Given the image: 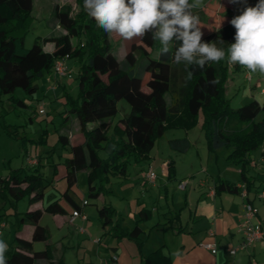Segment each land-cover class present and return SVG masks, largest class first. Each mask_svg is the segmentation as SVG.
<instances>
[{
    "label": "trees",
    "instance_id": "16d2710c",
    "mask_svg": "<svg viewBox=\"0 0 264 264\" xmlns=\"http://www.w3.org/2000/svg\"><path fill=\"white\" fill-rule=\"evenodd\" d=\"M255 1L257 4L258 0ZM75 4L77 8L73 11L68 2L53 3L50 21L54 32L38 37L26 47L23 34L32 17L33 0H0V94L27 106L22 98L13 94L16 87L31 95L38 88L35 80L46 72H52L56 59L75 57L79 61L75 76L77 96L72 98L67 91L63 95L70 112L68 116L73 119L83 139L70 145L68 136L71 129H65L62 124L57 131L62 145L70 146V155L62 161L66 179L62 196L78 206L70 198L68 190L76 181V172L87 169L88 194L96 198L103 188L107 189L105 184L110 175H127L129 160L139 162L148 159L155 140L166 128L187 129L195 124L201 125L209 150L231 146L227 160L239 168L240 179L244 181L246 190L249 189L253 179L248 178L245 171L252 160L250 153L257 148H262V159L255 161L254 167L264 170V118L255 120L256 114L264 110V101L251 99L232 108L225 95L230 65L231 70L243 66L230 63L226 55L219 62H207L203 69L194 65L186 68L184 62L176 64L174 61L180 42L174 40L170 43L169 53L164 55L160 41L152 38L153 33L132 42L129 50L119 56L111 42V34L98 27L94 18L84 11V0H75ZM230 21L203 32V41L215 43L227 53L235 42L236 30ZM46 43L52 44L50 50L44 48ZM188 72L193 73L190 80L186 79ZM120 98L127 101L129 111L114 118ZM29 119L33 120L32 115ZM4 130L11 135L8 127ZM22 137L24 139L26 135ZM40 138L45 142L43 134ZM39 164L38 155L35 162L11 168L6 176L0 177V210L11 200L27 197L30 204L42 199L45 183ZM166 168L168 177L173 176V159L166 162ZM214 191L238 192L239 186L218 176ZM42 211L64 213L65 210L55 199L43 209L13 212L16 232L24 223H31L33 229L30 239L17 235L12 237L4 253L6 264H67L61 257L53 258L49 243L42 249L33 248L34 241L48 238L47 229L38 222ZM114 212L115 208L109 203L97 207L101 226L111 224L113 236L125 235L139 247L143 241L140 239L142 229L136 221L147 219L150 209L141 206L136 212L135 224L127 230L113 222ZM260 223L264 228V218ZM143 264L172 262L158 247L143 255Z\"/></svg>",
    "mask_w": 264,
    "mask_h": 264
},
{
    "label": "rangeland",
    "instance_id": "374dc122",
    "mask_svg": "<svg viewBox=\"0 0 264 264\" xmlns=\"http://www.w3.org/2000/svg\"><path fill=\"white\" fill-rule=\"evenodd\" d=\"M68 2L71 4L73 11L77 6L75 0H33L32 17L28 27L23 34L24 46L29 47L38 37H44L54 32L53 24L50 16V10L53 3ZM190 4H196L191 9L194 15L199 16L202 32L211 31L213 28L222 25L224 22L231 20L240 15L245 7L255 6V0H242L240 3H230L229 0H189ZM39 39V38H38ZM138 42V37L132 40H125L119 35L112 33V44H118L117 50L119 54H123L126 48H129L130 42ZM79 61L75 57L63 58V67L65 75L54 77L52 72H46L42 77L35 80L38 88L29 95L25 91L16 87L13 94L22 98L27 106L17 104L6 94H0V176L5 175L9 168H15L25 163L27 157L35 159L40 156L39 168L44 173V195L37 203V206L44 207L53 200H58L67 212H70L71 205L62 196L65 190V180L57 176H53L54 168L62 166L63 159L70 155V146H63L58 140V130L63 124L65 129L74 128L73 119L68 116L69 109L65 105L64 91H67L72 98L77 96L76 70ZM229 67V75L226 80L225 95L229 98L232 108L247 103L251 99L259 102L264 101V74L259 72L251 73L245 67L231 70ZM144 88L145 85H144ZM38 108H43V112H37ZM35 109V110H34ZM129 111V104L124 98L117 100V112L114 118L120 117ZM32 115L33 120L29 119ZM264 118V110H260L255 120ZM93 124H90V126ZM11 131L9 135L4 129ZM75 133V131H73ZM26 138L23 139V135ZM41 134L45 138V142L39 139ZM188 135L191 146L185 152H174L169 146L167 140L171 137H183ZM72 141L75 137H71ZM231 150V146H223L215 151L209 150L206 144V138L200 124L184 129L168 127L164 133L158 137L150 150L149 158L139 161L138 164L134 160H129L127 164V175L118 177L110 175L108 182L105 184L98 197L88 194L86 170L76 172V181L68 190L70 196L77 202H81L83 198L88 201L86 205L87 221L85 225L86 232L78 234L77 229L72 231L74 243H80L75 248H66L64 251V259L68 264H101L108 259L111 253L110 246L117 247V259L112 260L110 264H143L139 260L138 251L142 248L152 250L157 247L156 241L162 236V224L165 223L166 238L170 243V247L175 243L171 242L169 236L168 218L174 213H180L181 219L174 221V217L170 218L177 227L187 221V214L192 213L193 204L202 190L199 182L207 185L217 175H224L230 179H240L239 168L230 164L227 160V154ZM260 148L253 150L250 155H257ZM100 153V151H99ZM171 155V156H168ZM171 157L175 159V168L173 177L167 179L162 178V183L167 185V197H165L164 188L161 187L160 179L157 178V184L152 185L146 183L145 191H141L142 179L139 176V168H156L161 159ZM259 168L248 167L245 174L248 178L253 177L255 184L260 180L261 187L264 188V171L258 172ZM155 170V169H154ZM157 171V169H156ZM185 177V178H183ZM258 177V178H256ZM181 179V180H180ZM186 180V190H179L177 184L179 181ZM99 183V179L95 180ZM153 183V182H152ZM184 199L187 205H184ZM111 203L115 208L113 214V222L119 223L123 229H130L135 224V219L128 214L129 211H135L140 206L150 209V215L147 219L137 220L136 223L142 229L140 239H143L140 246L134 240L128 239L125 235L117 238L111 235V224H107L103 229L100 227L97 218V207L101 203ZM254 205L258 207L259 214L264 216V200L257 198ZM36 204H28L27 197H23L17 201H9L4 209H1L0 223V240L8 245V239H12L14 229L15 215L14 211H25L27 207L33 208ZM190 210V211H189ZM172 214H170V212ZM50 213L43 212L39 223L45 225L48 229L49 238L47 241L54 243L66 244L70 240V234H67L65 227L59 230L55 227L50 219ZM199 218V217H198ZM195 220V219H194ZM112 222V223H113ZM157 222H160L157 225ZM15 225V226H14ZM157 225V226H156ZM191 221H188V226ZM32 224L27 225V228ZM103 231H105L103 233ZM113 236V237H112ZM99 238V242L92 239ZM239 235L237 236V239ZM35 249H42L45 241H34ZM235 245V242H233ZM254 245V244H253ZM246 246L243 250H238L235 256L230 255L227 264H264V248ZM135 254V258H133Z\"/></svg>",
    "mask_w": 264,
    "mask_h": 264
},
{
    "label": "crops",
    "instance_id": "0c3cea01",
    "mask_svg": "<svg viewBox=\"0 0 264 264\" xmlns=\"http://www.w3.org/2000/svg\"><path fill=\"white\" fill-rule=\"evenodd\" d=\"M139 39H140V37H138V40ZM132 42H135V40L131 41L130 43H132ZM118 44H120V43L115 44V46H116L115 50L119 56H122L126 51L129 50V48H126L124 50L123 54H119V51L117 50ZM44 48L47 50H50L52 48V44L46 43L44 45ZM54 77H56V76H54ZM261 91L264 92V87L261 88ZM37 111H39V108L37 109ZM73 131H75V133ZM71 137H75V140L72 141ZM68 139H69L70 145L71 144H78L83 139L82 134L78 131L77 126L75 124H74L73 130H70V132H69ZM167 142H168L169 148L174 152H185L192 145L188 135H185L183 137H171L167 140ZM182 149L184 151H182ZM261 150H262V148H260V152L257 153L256 156L255 155H253V157L251 156L252 160L258 161V162L261 161V159H262ZM168 156H171V155H168ZM169 159H171V157H165L164 159L162 158L160 163H158V165L156 166V168H152L153 170L155 169L154 171L157 174V178L160 179L159 182L161 183L160 184L161 187L164 188L165 197H167L168 189H167V185L161 182L162 181L161 177L165 176L169 180L174 176L173 175L171 177H168V175H167L166 162ZM251 161H250L249 166L253 167V168H258V167H254V165H251ZM25 162H27V161L25 160ZM173 162H174V168H175V159H173ZM135 163L138 164V162H135ZM148 167H150V165H148L146 168H143V169L141 167L139 168L140 169L139 170V176L142 179V185H143V187H141V191H145V193H146L145 186H146V183H148V181H146V179H145V171ZM10 169L11 168L8 169V171L5 175H1L0 177L6 176ZM156 169H157V171H156ZM84 170H86V175H87V172H88L87 169H80L78 171H84ZM261 171H264V170H261ZM258 172H260V170H258ZM53 176H57L59 178L64 179L65 183H66L64 165L58 166L57 169L55 168V173H53ZM218 176H220L224 179H228L230 181H234L238 185L240 183L244 182L241 179L234 180V179H230L227 177H223L224 175H222V176L217 175L216 177H214L212 179V182L210 184H207V185H205L201 180L199 182V186L202 187V190L199 194V197L196 198L194 201V204H193L194 208L192 210V213L187 214V221L184 223V225L180 224L177 227L173 223L174 221L179 222V220L181 219L180 213H174V215H172L168 218V223L170 222L169 223V227H170L169 228V236L172 240L171 242H173V239L175 240V243L171 247H170L169 241L166 238V233L164 230L166 222L161 223L162 224V236L158 241H156V244H158V245L154 249L161 247L162 251L170 257L172 264H227L230 255L235 256L237 254L238 250H243L246 248V247L245 248H239L238 247L239 243L243 239L242 232L238 226L239 221H240V214H241L242 208H243V203L246 201H249L254 205V201L257 198H259L257 196V192L259 190H264V188L261 187L260 180H259L258 184H255L253 177H250L253 179V183L249 187V189H247V193L245 196H241L239 191L238 192H230V191L215 192L214 191V182ZM157 178H156L155 182H153V183L149 182V183L152 185H156L157 184ZM183 178H185V177H183ZM256 178H258V177H256ZM86 180H87V177H86ZM65 188H66V186H65ZM177 188L179 190L185 191L186 185L184 188L181 189L178 187V184H177ZM70 198L72 200H74L71 196H70ZM83 199H85V198H83ZM259 199L264 200V198H259ZM82 200H81V202H77L75 200L74 201L76 202L77 205H80L82 203ZM38 202H39V200L32 202V204H34V205L36 204V206H34L33 208H30V209L27 207V210H33L36 208L43 209L42 206H37ZM67 202L71 205L70 212H67L65 207L62 204H60L65 210L64 213H50V215H51L50 219L52 220L55 227L58 228L59 230H62L63 227H65L67 229V234H70V240L67 241L66 244H63L62 242L58 243L57 240L54 243H51V242L47 241L49 238V233H48V238L46 240H44L45 245L47 243H49L52 246L53 258L61 257L64 261H65V259H64L65 249L66 248L73 249L76 247V245L77 246L80 245V243H74L73 238L71 236L73 230H70V229H74V228L77 229L78 234L85 233L86 232L85 225H86V221L88 218L87 217L85 220H81L79 218H76V219H74L73 222H70L69 221V215L72 212V210L75 208V206L70 201H67ZM103 203H105V202H103ZM103 203H101V204H103ZM87 204H88V201L83 206V210L85 212H86V205ZM109 204H111V203L109 202ZM184 205H187L186 199H184ZM254 206L256 208V214H255L253 220L254 221H260L262 218H264V216H261L259 214L258 207L256 205H254ZM138 209H136L133 212L129 211L128 214L131 215L132 217H134V219H135L136 218V212L138 211ZM43 212H46V211H42V213ZM170 214H172V213L170 212ZM173 217H174V221H171L170 218H173ZM97 218H98V216H97ZM189 220L191 221V225L188 226ZM1 223H3V222H1ZM99 223H100V221H99ZM29 224H31V223L22 224L20 226V228L17 230V232L14 229L15 232H14L13 236L17 235V236L22 237V238L30 239L33 227L30 226L29 228H27V225H29ZM117 224H119V223H117ZM159 224H160V222H157V225H159ZM43 226L47 229V227L45 225H43ZM100 227H102L103 229L105 228V226L104 227L101 226V223H100ZM47 231H48V229H47ZM104 232L105 231H103V233ZM238 235H239V238L237 239ZM92 240L95 242V238ZM10 241H11V239H8V243ZM99 241H100V239L98 238V241H96V242H99ZM201 242H215L216 251L211 252V250L200 245ZM233 242H235V245H233ZM33 243H32V245L34 248ZM45 245H44V247H45ZM252 245H253V247L264 248V240L254 241L253 243H251L247 246H252ZM117 247L118 246H110L111 253L108 254V259H106V260L104 259V261H106V262H104V264H110L111 263L112 260L110 259V257L112 255H115L116 259H117V255H116ZM231 247L237 248L236 252L234 254H231L229 252V248H231ZM154 249H152V250H154ZM152 250H149V251L147 249L145 250V249H143V246H142V248L138 251L139 260L142 262L143 261V255L149 253ZM133 256H134L133 258H135V254H133Z\"/></svg>",
    "mask_w": 264,
    "mask_h": 264
},
{
    "label": "clouds",
    "instance_id": "9594fccd",
    "mask_svg": "<svg viewBox=\"0 0 264 264\" xmlns=\"http://www.w3.org/2000/svg\"><path fill=\"white\" fill-rule=\"evenodd\" d=\"M240 3L242 0H229ZM196 4L189 0H84V11L94 18L106 33H115L125 40L153 33L161 43V53H169V45L179 41L174 54L176 64L181 62L203 69L207 62H219L226 55L230 63L239 64L249 72L264 74V0L245 7L231 19L235 28V42L227 49L203 41L200 18L191 11ZM222 42V41H221ZM193 73L188 72L187 80ZM210 83H216L211 81ZM7 244L0 240V264H6Z\"/></svg>",
    "mask_w": 264,
    "mask_h": 264
},
{
    "label": "built area",
    "instance_id": "2783aa9c",
    "mask_svg": "<svg viewBox=\"0 0 264 264\" xmlns=\"http://www.w3.org/2000/svg\"><path fill=\"white\" fill-rule=\"evenodd\" d=\"M53 73L56 75H65V68L63 67V58H58L54 61L53 64ZM43 108H39V112H43ZM27 162L33 163L35 162L34 159L27 157ZM251 165H256V162L254 160L251 161ZM157 178L156 172L151 168L148 167L145 171V179L148 182H155ZM186 180L179 181L178 187L184 188L186 185ZM239 193L241 196H245L247 193L245 183L242 182L239 185ZM257 196L259 198H264V190H259L257 192ZM86 200L83 199L82 203L75 207L72 212L69 215V221L73 222L74 219L79 218L81 220H85L87 218L86 212L83 210V206L86 204ZM256 214V208L255 206L249 202L246 201L243 203L242 212L240 214V221H239V229L242 232L243 239L239 243V248H245L247 245L253 243L257 240H264V228H262L260 221H254L253 218ZM3 226V223H0V228ZM82 229V228H81ZM95 241H98V238H95ZM200 245L203 247L211 250V252L216 251V244L215 242H201ZM236 247L229 248V252L231 254H234L236 252ZM111 260H115L116 256L112 255L110 257ZM104 264V263H101Z\"/></svg>",
    "mask_w": 264,
    "mask_h": 264
}]
</instances>
